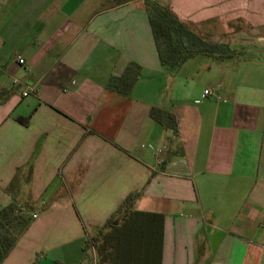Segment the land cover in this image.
Returning <instances> with one entry per match:
<instances>
[{"label":"crops","instance_id":"1","mask_svg":"<svg viewBox=\"0 0 264 264\" xmlns=\"http://www.w3.org/2000/svg\"><path fill=\"white\" fill-rule=\"evenodd\" d=\"M148 2L199 31L243 19L264 49V0H0V208L36 216L2 264H95L134 192L162 264H264V56L163 66Z\"/></svg>","mask_w":264,"mask_h":264},{"label":"trees","instance_id":"2","mask_svg":"<svg viewBox=\"0 0 264 264\" xmlns=\"http://www.w3.org/2000/svg\"><path fill=\"white\" fill-rule=\"evenodd\" d=\"M120 3L124 0H112ZM150 23L157 41L163 66L179 68L197 56H208L218 60L233 58L238 51L228 45L220 46L207 38L192 24L182 22L169 6L148 2ZM112 79L111 87L124 82L127 91L133 81L127 73ZM164 112L153 109L152 116L163 123ZM26 125L27 121L24 122ZM141 192L131 193L95 236L86 241L87 248L96 252L95 264H162L164 240V216L134 210ZM32 207L22 208L16 202L0 208V264L30 228L34 218Z\"/></svg>","mask_w":264,"mask_h":264},{"label":"rangeland","instance_id":"3","mask_svg":"<svg viewBox=\"0 0 264 264\" xmlns=\"http://www.w3.org/2000/svg\"><path fill=\"white\" fill-rule=\"evenodd\" d=\"M252 30L248 22L239 19L232 22H217L211 27H204L200 32L207 38L206 42L211 39L220 46L228 45L231 50L239 51L234 56L235 59L233 62L235 63L233 64L235 69L238 68L239 72H241V76H243L247 68L252 66L251 62H253L254 59L263 58L264 56V54L254 50H247L248 46L259 42L257 33L252 32ZM89 248L91 250L93 249L92 247ZM76 258L77 257L73 253H68L67 259L70 261H76ZM54 264H62V262L55 261Z\"/></svg>","mask_w":264,"mask_h":264},{"label":"built area","instance_id":"4","mask_svg":"<svg viewBox=\"0 0 264 264\" xmlns=\"http://www.w3.org/2000/svg\"><path fill=\"white\" fill-rule=\"evenodd\" d=\"M151 1H154V0H151ZM18 61H19L20 64H24L25 63V60L22 57H18ZM211 94H212V90L207 89V90H205V92L203 94V97H207V96H209ZM25 95H27V94H25ZM34 218H36V216H34Z\"/></svg>","mask_w":264,"mask_h":264},{"label":"water","instance_id":"5","mask_svg":"<svg viewBox=\"0 0 264 264\" xmlns=\"http://www.w3.org/2000/svg\"><path fill=\"white\" fill-rule=\"evenodd\" d=\"M247 49H248V50H249V49H250V50H256V51H258V52L264 53V49L259 50V49H258L257 47H255V46H249Z\"/></svg>","mask_w":264,"mask_h":264}]
</instances>
